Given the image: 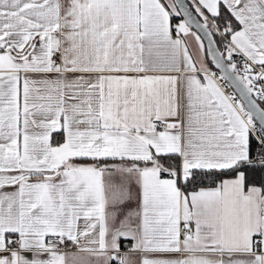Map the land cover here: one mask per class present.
<instances>
[{"label": "snow or ice", "instance_id": "6c2138e0", "mask_svg": "<svg viewBox=\"0 0 264 264\" xmlns=\"http://www.w3.org/2000/svg\"><path fill=\"white\" fill-rule=\"evenodd\" d=\"M0 264H264V0H0Z\"/></svg>", "mask_w": 264, "mask_h": 264}]
</instances>
